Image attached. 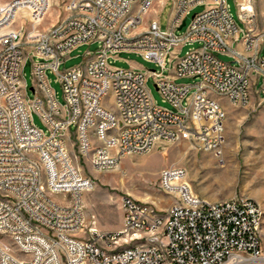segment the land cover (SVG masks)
<instances>
[{
  "label": "built area",
  "instance_id": "1",
  "mask_svg": "<svg viewBox=\"0 0 264 264\" xmlns=\"http://www.w3.org/2000/svg\"><path fill=\"white\" fill-rule=\"evenodd\" d=\"M169 1L166 28L159 18L146 22L152 23L155 39L144 32L155 0H94V6L66 0L67 15L41 31L40 16L51 0L0 4V234L9 240L0 242V264H264L263 238L251 235L252 199L234 196L209 205L192 192L183 166L161 172L160 187L176 196L167 212L124 195L120 230L85 229L83 193L95 183L83 175L72 148L98 171L180 139L222 161V119L213 93L247 105L259 84L255 91L264 102V31L257 25L255 0H236L243 26L231 14L229 0ZM198 6L205 9L188 23ZM25 9L30 30L15 26ZM42 31H49V41H42ZM161 36L163 45L156 46ZM196 42L202 47L181 55L184 46ZM87 43H98L99 49L61 69L72 51ZM120 52H136L156 68L115 67L111 58ZM29 59L34 98L23 72ZM47 72L61 83L64 105ZM193 77L199 79L195 84L177 82ZM151 78L172 108L154 100ZM108 95L110 106L104 104ZM34 112L46 131L35 125ZM67 136L75 139L70 146ZM93 138H100V145H93ZM168 217L170 227L161 229L160 220ZM138 228L144 236L133 238ZM157 243L166 245V256L158 255Z\"/></svg>",
  "mask_w": 264,
  "mask_h": 264
},
{
  "label": "rangeland",
  "instance_id": "2",
  "mask_svg": "<svg viewBox=\"0 0 264 264\" xmlns=\"http://www.w3.org/2000/svg\"><path fill=\"white\" fill-rule=\"evenodd\" d=\"M10 0H0L5 4ZM66 0H51V7L42 19L39 31L48 29L67 15L65 11ZM230 12L239 26H243L238 13L236 0H229ZM173 1L156 0L155 9L146 15L145 23L150 18H159L162 28L168 26ZM204 6L193 9L187 22L191 21L194 13L202 12ZM254 9L257 13V25L261 32L264 31V10L262 0H255ZM15 26L23 25L27 30L32 28L28 11L25 9L18 14ZM185 27L178 32H183ZM201 48L202 45L194 43L192 46H184L181 55L192 48ZM98 43H87L75 48L70 58L61 63V69L72 68L82 63L88 50L93 53L98 50ZM220 59L234 62L228 54H218ZM115 67L125 69L137 68L148 70L155 69L153 62L146 61L136 52H120L111 58ZM24 78L28 82V95L34 98V92L30 89L33 84V65L27 60L24 65ZM51 80V87L57 95L58 101L64 105L65 99L62 85L57 82L56 76L47 72ZM198 78H179L177 82L195 84ZM148 85L159 106H172L163 102L160 92L155 87L151 78ZM255 90L259 89L257 84ZM195 88H193L192 92ZM253 90L252 98L247 105H234L226 97L218 94L213 96L223 105L226 111L225 132L222 161L211 151L201 149L194 141L180 139L175 143L165 142L157 144L149 153L127 155L121 159L116 169L98 171L92 167L88 159L78 154V149L72 148L76 162L80 164L83 175L94 180L95 187L91 191L83 193L85 203L86 223L85 229L89 233L95 227L100 231H116L122 228L123 212L120 208L122 196L130 195L135 199L148 202L160 212L167 209L176 200V196L166 194L160 187L161 172L169 166H183L187 170L186 180L195 195H200L210 201L224 200L234 196H249L258 202L263 208L261 236L264 250V102H261L257 92ZM104 104L110 106V95ZM35 125L44 131L47 125L43 123L38 113L34 112ZM75 131V128L72 129ZM70 146L71 139L68 138ZM122 215V222H121ZM121 224V228L118 226ZM9 241L6 236L0 234V242Z\"/></svg>",
  "mask_w": 264,
  "mask_h": 264
},
{
  "label": "bare ground",
  "instance_id": "3",
  "mask_svg": "<svg viewBox=\"0 0 264 264\" xmlns=\"http://www.w3.org/2000/svg\"><path fill=\"white\" fill-rule=\"evenodd\" d=\"M156 1V0H155ZM85 4L87 6H94V0H85ZM51 5L46 4L44 13L41 14L40 20L44 18L48 10L50 9ZM144 32L147 34V39H155V31L153 28L152 23H146L144 25ZM42 41H49L50 40V35L49 31H42ZM163 45V36L161 37H156V46H162ZM215 94V93H213ZM221 96V93H216ZM213 100H217L213 96ZM230 103L235 104V100H228ZM220 104V103H219ZM220 112H221V121H220V133L222 134V142H221V149L224 144V132H225V121H226V111L225 108L223 107L222 104H220ZM93 145H100V138H93ZM222 154H223V149H222ZM251 198V197H249ZM228 199V198H227ZM227 199L224 200H219V201H210L206 198H204L205 202L208 203L209 205L212 204H222L227 201ZM252 201L254 202V208H255V217L253 220L254 224H251V235H260L261 236V228H262V216H263V208H261L260 204L256 202L253 198H251ZM160 226L161 229H168L170 227V217L168 218H162L160 220ZM144 236V229L143 228H138V229H133V238H138ZM262 237V236H261ZM156 251L159 256H166L167 255V248L164 243H157L156 244ZM264 260V258L262 259Z\"/></svg>",
  "mask_w": 264,
  "mask_h": 264
},
{
  "label": "crops",
  "instance_id": "4",
  "mask_svg": "<svg viewBox=\"0 0 264 264\" xmlns=\"http://www.w3.org/2000/svg\"><path fill=\"white\" fill-rule=\"evenodd\" d=\"M159 1H163V0H159ZM178 81V80H177ZM121 222H122V215H121ZM121 228V224L118 226V229Z\"/></svg>",
  "mask_w": 264,
  "mask_h": 264
},
{
  "label": "water",
  "instance_id": "5",
  "mask_svg": "<svg viewBox=\"0 0 264 264\" xmlns=\"http://www.w3.org/2000/svg\"><path fill=\"white\" fill-rule=\"evenodd\" d=\"M185 25V22L183 23V26ZM155 87H156V89H157V86H156V84H155ZM32 89V88H31ZM33 90V89H32Z\"/></svg>",
  "mask_w": 264,
  "mask_h": 264
}]
</instances>
